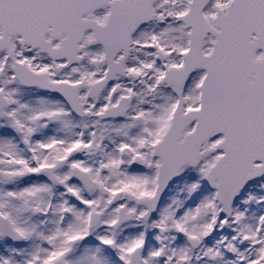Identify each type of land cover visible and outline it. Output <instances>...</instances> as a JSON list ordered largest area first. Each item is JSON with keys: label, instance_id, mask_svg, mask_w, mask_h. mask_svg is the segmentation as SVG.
I'll use <instances>...</instances> for the list:
<instances>
[{"label": "snow or ice", "instance_id": "1", "mask_svg": "<svg viewBox=\"0 0 264 264\" xmlns=\"http://www.w3.org/2000/svg\"><path fill=\"white\" fill-rule=\"evenodd\" d=\"M0 264H264V0H0Z\"/></svg>", "mask_w": 264, "mask_h": 264}]
</instances>
